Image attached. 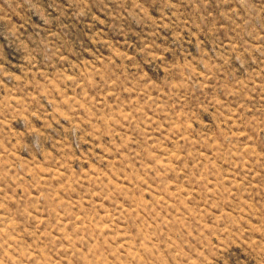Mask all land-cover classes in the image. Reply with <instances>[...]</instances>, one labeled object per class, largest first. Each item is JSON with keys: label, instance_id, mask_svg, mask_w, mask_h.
I'll list each match as a JSON object with an SVG mask.
<instances>
[{"label": "rangeland", "instance_id": "1", "mask_svg": "<svg viewBox=\"0 0 264 264\" xmlns=\"http://www.w3.org/2000/svg\"><path fill=\"white\" fill-rule=\"evenodd\" d=\"M0 264H264V0H0Z\"/></svg>", "mask_w": 264, "mask_h": 264}]
</instances>
